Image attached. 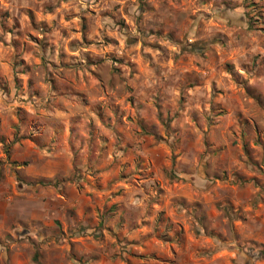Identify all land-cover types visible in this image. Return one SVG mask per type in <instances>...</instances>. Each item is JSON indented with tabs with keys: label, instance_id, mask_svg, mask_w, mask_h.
Here are the masks:
<instances>
[{
	"label": "rangeland",
	"instance_id": "obj_1",
	"mask_svg": "<svg viewBox=\"0 0 264 264\" xmlns=\"http://www.w3.org/2000/svg\"><path fill=\"white\" fill-rule=\"evenodd\" d=\"M0 56L2 158L76 171L0 173V264H264V0H0Z\"/></svg>",
	"mask_w": 264,
	"mask_h": 264
},
{
	"label": "crops",
	"instance_id": "obj_2",
	"mask_svg": "<svg viewBox=\"0 0 264 264\" xmlns=\"http://www.w3.org/2000/svg\"><path fill=\"white\" fill-rule=\"evenodd\" d=\"M176 11L173 12L175 16H178L179 14L175 13ZM202 18L200 16H196L195 19L191 20L192 22L188 24L187 29L192 31L197 30L200 28V20ZM4 77L8 79L10 82L12 81L13 74H12V66H11V58L8 59H3L0 56V78ZM9 82V83H10ZM3 105L0 104V136L2 137H8L10 140L12 131L14 130V122L18 121V118L15 114V106L10 104V106H4L6 105V101L2 102ZM34 113L33 110H28V114ZM60 116H67L66 110H61L60 111ZM72 118L70 117L67 122L62 121V123L58 122H45L43 123V126L46 127V125L50 126L51 128L53 127H59V128H64L65 124L66 126H70ZM16 126V125H15ZM2 143L0 142V146ZM5 156L3 153H0V173H5L6 176L9 175L10 173V166L13 168H17V170L20 172L21 169H23L22 166L14 167L15 162L18 161H23V160H32V164L30 166H34L33 170L27 171V173H24L25 177H21V182L23 183H28L30 180H39L42 181L43 183H49L48 191H53L55 190V183L57 181L61 180L62 178H68L74 175L75 171V157L73 154H70L68 151H65L63 148L62 144L55 145V149L53 152H47L43 151V149L39 148L37 144L32 141L31 139H22L21 141H17L14 143L13 146V153L11 156H7L6 158H2ZM26 168V169H30ZM8 172V173H7ZM16 176L20 175L22 173H13ZM2 177V176H1ZM10 177V176H9ZM24 178V179H23ZM54 184V185H53ZM39 185H42L41 182H39ZM5 187V186H3ZM17 188V186H16ZM6 189V190H5ZM1 188L0 192L3 194L6 191L10 192L9 188ZM19 190H22V188H18ZM15 193H18L17 189H15ZM31 193V192H26ZM8 199V197L6 198ZM11 199H14V197H11ZM17 204V202H15ZM16 204H12V201H9L7 203L4 202V205H0V223H3L1 225H5L6 222V217H5V212L4 209H11L15 208L12 206H16ZM2 206V207H1ZM44 207L45 210L49 211L50 205L45 202H42L41 204H38V207ZM12 210V209H11ZM58 210V209H57ZM4 212V213H3ZM52 227L49 229L55 230L57 234H54V232H49V236H56L58 235L59 230L55 229V226L58 227L57 222L54 221L51 223ZM44 228L40 227V230ZM60 228V227H58ZM53 234V235H52ZM41 237H43V234L40 233ZM56 237H54L55 239ZM30 262H32L30 260ZM19 264H22V261H19Z\"/></svg>",
	"mask_w": 264,
	"mask_h": 264
},
{
	"label": "trees",
	"instance_id": "obj_3",
	"mask_svg": "<svg viewBox=\"0 0 264 264\" xmlns=\"http://www.w3.org/2000/svg\"><path fill=\"white\" fill-rule=\"evenodd\" d=\"M191 47L193 48V47H194V45H193V46H191ZM192 48H191V49H192Z\"/></svg>",
	"mask_w": 264,
	"mask_h": 264
}]
</instances>
